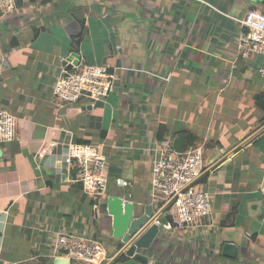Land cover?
Instances as JSON below:
<instances>
[{
    "label": "crops",
    "instance_id": "1",
    "mask_svg": "<svg viewBox=\"0 0 264 264\" xmlns=\"http://www.w3.org/2000/svg\"><path fill=\"white\" fill-rule=\"evenodd\" d=\"M15 4L13 14L0 12V109L16 123L15 138L0 143V264H79L50 251L57 233L100 239L107 264H146L120 251L105 199L123 195L141 214L158 147L180 136L181 152L202 148L198 186L211 194L210 220L160 231L140 252L154 264H264V78L257 72L264 56L237 47L246 31L238 20L249 8L264 12V0ZM72 54L77 69L118 68L107 97L55 98L53 84ZM50 141L51 154L37 158ZM71 144H103L108 186L96 218L64 162ZM111 181L119 188L108 193ZM107 217L108 226L99 225ZM225 244L235 246L234 257Z\"/></svg>",
    "mask_w": 264,
    "mask_h": 264
},
{
    "label": "built area",
    "instance_id": "2",
    "mask_svg": "<svg viewBox=\"0 0 264 264\" xmlns=\"http://www.w3.org/2000/svg\"><path fill=\"white\" fill-rule=\"evenodd\" d=\"M16 11L15 0H0V12L11 15ZM246 30L239 37L237 47L245 53L264 56V12L249 8L238 20ZM6 55L0 52V76ZM264 78V61L257 67ZM118 80V68L109 64L72 66L64 70L55 80L52 93L58 100L67 104L81 96L97 101L107 97L114 90ZM15 117L7 110L0 109V143L10 142L15 136ZM55 142H48L36 153L41 159L50 155ZM103 144H71L64 157L68 170L74 172V179L80 182L82 190L93 201V218L106 196L108 186L107 160L101 148ZM204 173L202 148L193 147L185 151L174 150L172 144L163 141L158 147V157L151 167L149 204L152 207V224L160 231L205 226L211 216V194L198 186ZM264 195V169L259 184ZM50 251L60 253L67 262L79 264H107L108 256L103 244L88 236L57 233L50 245ZM146 264H154L147 260Z\"/></svg>",
    "mask_w": 264,
    "mask_h": 264
},
{
    "label": "water",
    "instance_id": "3",
    "mask_svg": "<svg viewBox=\"0 0 264 264\" xmlns=\"http://www.w3.org/2000/svg\"><path fill=\"white\" fill-rule=\"evenodd\" d=\"M77 60L78 55H70L63 62L67 65L64 70H70L77 64ZM181 140V136L177 137L172 144L174 150L178 152H181ZM105 208L107 215L111 218L112 237L120 243V251L126 256L146 262L148 257L140 250L149 249L159 234L158 226L152 224L149 219L152 216V207L144 204L141 214L134 216L135 207L131 200L125 199L123 195L109 194L105 199ZM223 253L234 257L235 246L225 244Z\"/></svg>",
    "mask_w": 264,
    "mask_h": 264
},
{
    "label": "rangeland",
    "instance_id": "4",
    "mask_svg": "<svg viewBox=\"0 0 264 264\" xmlns=\"http://www.w3.org/2000/svg\"><path fill=\"white\" fill-rule=\"evenodd\" d=\"M117 188H119L118 186H116V184H114V181H111V182H109V187H108V193H113V192H116V189ZM102 213V214H101ZM101 218L102 217H106L105 216V209L103 208L102 210H101ZM100 214H99V217H100ZM108 222H109V217H107V221L106 222H102L101 224H99V225H101V226H108ZM99 239V238H98ZM99 241L101 242V240L99 239ZM103 241V240H102Z\"/></svg>",
    "mask_w": 264,
    "mask_h": 264
},
{
    "label": "trees",
    "instance_id": "5",
    "mask_svg": "<svg viewBox=\"0 0 264 264\" xmlns=\"http://www.w3.org/2000/svg\"><path fill=\"white\" fill-rule=\"evenodd\" d=\"M262 102H264V99L263 100H261ZM188 143H190V141H191V139H189V137H188ZM124 258H126L125 256H123V255H121V256H119L118 257V259H120V260H122V259H124Z\"/></svg>",
    "mask_w": 264,
    "mask_h": 264
}]
</instances>
